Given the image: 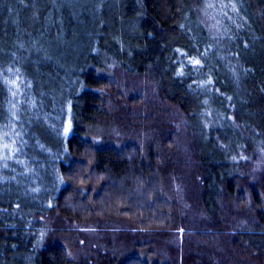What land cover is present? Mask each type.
<instances>
[{
  "label": "trees",
  "instance_id": "obj_1",
  "mask_svg": "<svg viewBox=\"0 0 264 264\" xmlns=\"http://www.w3.org/2000/svg\"><path fill=\"white\" fill-rule=\"evenodd\" d=\"M115 77L148 82L188 131L200 217L170 259L155 250L176 212L170 154L95 140L140 106L106 94ZM0 137V264H264V0H0ZM56 215L127 218L155 249L78 256Z\"/></svg>",
  "mask_w": 264,
  "mask_h": 264
},
{
  "label": "rangeland",
  "instance_id": "obj_2",
  "mask_svg": "<svg viewBox=\"0 0 264 264\" xmlns=\"http://www.w3.org/2000/svg\"><path fill=\"white\" fill-rule=\"evenodd\" d=\"M205 4L208 7L210 5L208 1H206ZM117 78L115 77L109 80L110 89L105 91L106 94L111 98H124L128 102L129 100L135 101V103L132 102V104L138 103L140 106L129 107L131 118L128 120H119L118 122L109 121L113 124L108 123L103 125V129L101 128L102 135H97L95 140L102 141L106 138L108 143H116L119 147L135 142L142 146L145 153L155 148L156 150H163L170 154V157L166 155L168 159L167 162L171 163L167 165H172L171 167H173L174 170H178L175 171L177 173L175 174L173 169H166L168 171H166L167 174H165L166 185H164V187L167 190V197L173 208L172 211L176 212L167 227V231L160 232L164 236L161 241L164 248L160 250L159 246L155 249L154 245L152 246L151 244V236H157V233H159L158 231H156L157 233L149 232L147 234V232L140 231L134 222L121 216H110L104 219L97 218L95 220L78 222L75 220H66L62 216L56 215L55 218L53 217L52 220H50H55L54 224H50V229L53 233L58 232L61 240L67 242L71 249L77 251L76 255H81V257H92L97 254L98 251L107 252L108 250H113V248H115L113 244H116L121 250L126 247L129 248L126 243L127 239L130 237H137L135 241H133L135 245L139 244L148 250L155 249L166 259H170L173 258L172 254L175 252V248L178 249V247H185L186 245L188 248L187 241L184 239V237L187 236L183 235L186 231L185 225L190 222H199L198 219L200 217L198 210H192L189 206L191 199H194L192 183L187 179L191 177L192 170L189 172V170L187 171L185 170L186 168L183 167L186 161L189 163L191 158L188 131L185 127L184 119L178 110H174L170 106H162L148 82L139 81L135 78H128V83L122 85V81ZM153 113L161 116L154 117ZM162 164L166 165L165 161L162 162ZM254 168L256 172L263 171L264 173V162L260 164V167L255 164ZM179 172L180 174H178ZM241 210L242 208H240L239 205H232L227 216L224 215L222 217V226H227L228 221L231 220V218H228L230 215H236L237 217L242 215L243 213ZM203 215H205V213L201 214V216ZM206 218L208 221H211V218ZM60 229L62 231H59ZM67 230H69L70 233L66 235L63 232ZM204 232V229L195 227L190 235L196 233L204 234ZM224 233L225 229L222 227V230L220 228L215 230V233L213 232L211 237H209V235H204L203 237L209 238V240H211L209 245H211L215 243V241H219L218 237ZM188 238L190 239V237ZM110 243L112 246L108 248ZM200 243H202L201 240L199 241V244ZM219 243L221 242L219 241ZM199 254L203 253L201 252ZM219 258L221 259L222 257ZM181 259H185L184 253L181 255Z\"/></svg>",
  "mask_w": 264,
  "mask_h": 264
},
{
  "label": "snow or ice",
  "instance_id": "obj_3",
  "mask_svg": "<svg viewBox=\"0 0 264 264\" xmlns=\"http://www.w3.org/2000/svg\"><path fill=\"white\" fill-rule=\"evenodd\" d=\"M209 7H212V5H209ZM231 7H232L233 11L236 10V6H235V4H232ZM194 63H197V64H198L199 61L196 60V61H194ZM12 83L15 84V81H12ZM3 135H4V136H8L9 133L6 132V133H4ZM0 139H2V137H0ZM14 145H15V141H13L12 144H7V143H5V144H3V148H4V149H7V150H9V151H11V152H16V151H18L19 149L15 148ZM5 158H10V157H5Z\"/></svg>",
  "mask_w": 264,
  "mask_h": 264
}]
</instances>
